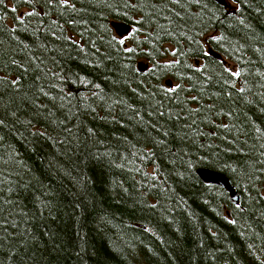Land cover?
<instances>
[{
	"label": "trees",
	"instance_id": "obj_1",
	"mask_svg": "<svg viewBox=\"0 0 264 264\" xmlns=\"http://www.w3.org/2000/svg\"><path fill=\"white\" fill-rule=\"evenodd\" d=\"M226 1L0 0V264H264V0Z\"/></svg>",
	"mask_w": 264,
	"mask_h": 264
},
{
	"label": "water",
	"instance_id": "obj_2",
	"mask_svg": "<svg viewBox=\"0 0 264 264\" xmlns=\"http://www.w3.org/2000/svg\"><path fill=\"white\" fill-rule=\"evenodd\" d=\"M216 2L222 4L224 7H228V3L226 0H215ZM111 26L117 36H123L130 32L131 25L129 23L118 21V22H112ZM212 57L221 58V55L214 52L211 48L208 49V53ZM137 68L139 71L143 72L148 69V63L144 61H139L137 63ZM167 84H170V81H166ZM198 176L206 183H212L216 184L220 187H222L224 190H226L229 194L230 200L233 204H238L240 200L239 193L235 189V187L232 185L230 180L221 172L209 169V168H198L197 169Z\"/></svg>",
	"mask_w": 264,
	"mask_h": 264
},
{
	"label": "bare ground",
	"instance_id": "obj_3",
	"mask_svg": "<svg viewBox=\"0 0 264 264\" xmlns=\"http://www.w3.org/2000/svg\"><path fill=\"white\" fill-rule=\"evenodd\" d=\"M228 11V10H227ZM211 48V47H210ZM215 52H217V51H215ZM218 53V52H217ZM221 55V54H220ZM222 57V56H221ZM145 61V60H144ZM146 62V61H145ZM230 198V197H229Z\"/></svg>",
	"mask_w": 264,
	"mask_h": 264
},
{
	"label": "snow or ice",
	"instance_id": "obj_4",
	"mask_svg": "<svg viewBox=\"0 0 264 264\" xmlns=\"http://www.w3.org/2000/svg\"><path fill=\"white\" fill-rule=\"evenodd\" d=\"M121 42H123V41H121ZM129 51H131V50H129ZM236 75H238V73H236ZM174 90V89H173Z\"/></svg>",
	"mask_w": 264,
	"mask_h": 264
}]
</instances>
